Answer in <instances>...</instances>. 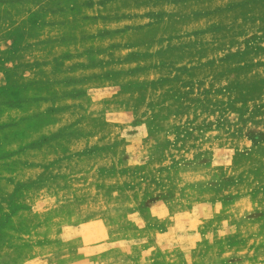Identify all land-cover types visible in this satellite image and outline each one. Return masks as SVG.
<instances>
[{
	"label": "rangeland",
	"instance_id": "rangeland-1",
	"mask_svg": "<svg viewBox=\"0 0 264 264\" xmlns=\"http://www.w3.org/2000/svg\"><path fill=\"white\" fill-rule=\"evenodd\" d=\"M27 1L12 6L0 0V247L13 244V224L41 234L45 223L54 235L61 225L95 219L109 237L127 232L142 239L26 244L38 251L64 244L75 251L72 260L92 243L99 253L124 249L129 264H264V0H236L220 11L217 23L195 37L194 51L177 66L174 80L146 98L142 107L148 105L149 118L165 126L163 158H142L131 174L120 161L105 166L84 152L62 155L58 143L13 130L14 91L25 83L1 76L10 66L9 29L41 27L58 19L52 17L58 10L90 16L106 10L108 0ZM13 9L31 13L13 15ZM33 35L38 42L42 34ZM135 124L125 135L139 134L135 147L144 141L150 146L152 136ZM25 139L31 141L21 143ZM157 231L162 236L155 240Z\"/></svg>",
	"mask_w": 264,
	"mask_h": 264
},
{
	"label": "crops",
	"instance_id": "crops-1",
	"mask_svg": "<svg viewBox=\"0 0 264 264\" xmlns=\"http://www.w3.org/2000/svg\"><path fill=\"white\" fill-rule=\"evenodd\" d=\"M18 1L10 3L21 5ZM235 1L108 0L106 10L90 16L81 18L79 11L58 10L52 14L58 19L41 27L13 26L9 29L14 34L9 41L13 44L10 66L1 72V76H19L17 83H25L14 91L17 101L13 102V122L18 123L13 130L28 138L58 143L62 155L84 152L89 159H103L105 166L120 161L121 167L129 169L127 173L142 158L161 160L165 126L155 116L149 118L151 110L142 105L161 84L174 80L177 66L187 64L194 51L195 37L208 32L217 23L219 12L238 3ZM13 11V15L24 17L31 13ZM61 15L79 17L80 22L63 23ZM39 33L40 40L32 42V35ZM22 76L27 78L23 81ZM133 123L145 128L146 136H152L153 147L145 141L135 147L141 140L139 134L130 137L124 133ZM91 173L95 174V169ZM153 207L155 211L159 208L157 218L161 219L162 202H155ZM41 227V234H31L22 222L13 224V244L0 247V264H129L122 248L99 253L91 243L78 252L83 257L72 260L75 251L64 244L53 248L45 245L38 251L26 242L142 239L127 236V232L109 237L106 230L99 231L95 219L61 225L54 235L47 224ZM161 236L157 231L155 240Z\"/></svg>",
	"mask_w": 264,
	"mask_h": 264
}]
</instances>
